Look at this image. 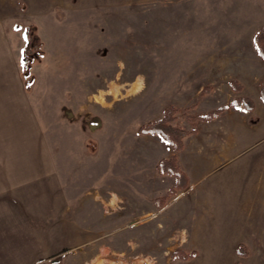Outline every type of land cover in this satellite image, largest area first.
<instances>
[{
  "label": "rangeland",
  "instance_id": "rangeland-1",
  "mask_svg": "<svg viewBox=\"0 0 264 264\" xmlns=\"http://www.w3.org/2000/svg\"><path fill=\"white\" fill-rule=\"evenodd\" d=\"M262 28L264 0H0L19 81L68 195L77 194L66 207L81 215L83 243L52 264L223 262L219 247L207 257L171 220V178L156 169L171 146L138 131L173 107L171 125L188 137L200 121L191 117L213 111L198 113L200 102H253Z\"/></svg>",
  "mask_w": 264,
  "mask_h": 264
},
{
  "label": "crops",
  "instance_id": "crops-1",
  "mask_svg": "<svg viewBox=\"0 0 264 264\" xmlns=\"http://www.w3.org/2000/svg\"><path fill=\"white\" fill-rule=\"evenodd\" d=\"M16 59L18 53L14 56L1 29L0 264H52L83 243L81 215L77 210L67 212L66 202L77 200V194L68 195L66 175L58 174L32 98L19 81ZM261 76L253 81L256 84L249 95L254 102L252 111L230 106L211 121L196 122L195 133L184 139L181 150L162 151L163 158H175L182 174L167 208L171 220L180 232L197 236L207 257L219 247L221 264L238 258V244L248 250L246 257H239L240 263L264 264ZM240 84L242 92L247 90ZM224 104L200 102L196 109L203 114ZM170 178L169 189L176 182L174 176ZM207 231L213 234L204 240ZM64 240L67 245L62 246Z\"/></svg>",
  "mask_w": 264,
  "mask_h": 264
},
{
  "label": "trees",
  "instance_id": "trees-1",
  "mask_svg": "<svg viewBox=\"0 0 264 264\" xmlns=\"http://www.w3.org/2000/svg\"><path fill=\"white\" fill-rule=\"evenodd\" d=\"M25 40L27 43H31V33L30 30L27 29L25 31ZM254 46L257 49L260 56L264 59V28L260 30V33L254 38ZM25 55L23 56L25 60ZM238 91L241 89L240 86H237ZM260 97L261 100L264 102V82L261 85L260 88ZM229 106H234L237 108H242L246 111H252L254 108L253 102L245 97H238L235 98L230 104L227 106L220 107L216 110L210 111L208 113H205L203 115H197L191 117L193 121H211L216 116H218L221 112H223L225 109H227ZM177 110L173 107H168L164 111V116L162 119L148 123L145 126L141 127L139 129V134L147 135V134H153V135H159L166 143H168L171 148L175 151L181 150L183 147V139L188 135V132H185L183 130H180L174 126L171 125V122H173L176 118ZM189 118V117H188ZM157 172L159 174H167L170 176L175 177V184L170 189L169 195L173 196L176 193V190L179 188V180L182 176L181 172L178 170L175 164V158H169V159H161L157 166H156ZM167 197V196H166ZM166 197L158 198V203H164L166 200ZM181 251H176L172 254V256H178L181 259H187L193 255V253H183L180 256L178 255ZM236 255L238 256H244L246 257L248 255V251L245 250L244 246L242 244H238L236 247ZM264 255V253H263Z\"/></svg>",
  "mask_w": 264,
  "mask_h": 264
}]
</instances>
